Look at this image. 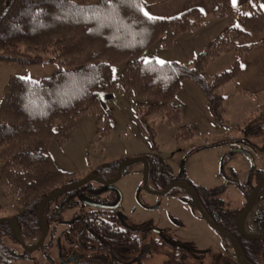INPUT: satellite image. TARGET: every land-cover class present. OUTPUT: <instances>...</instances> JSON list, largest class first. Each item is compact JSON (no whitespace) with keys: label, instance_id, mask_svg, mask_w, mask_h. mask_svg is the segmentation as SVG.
<instances>
[{"label":"trees","instance_id":"1","mask_svg":"<svg viewBox=\"0 0 264 264\" xmlns=\"http://www.w3.org/2000/svg\"><path fill=\"white\" fill-rule=\"evenodd\" d=\"M159 1L162 0H2L0 61L57 65L49 74L38 78L10 74L0 96V184L5 189L10 210L5 215L15 221L25 243L39 237L40 200L79 178L53 163L47 150L49 139L63 142L82 113L102 122L106 132L108 121L100 95L116 79L134 100L138 123L151 140L153 126L147 115L160 114L167 122L179 120L178 107L170 106L168 101L184 77L200 87L208 109L221 124L223 96L215 89L239 74L240 60L255 44L252 41L238 44L235 39L247 37L248 31L263 32L258 43L264 46V10L259 0H245V9L241 12L236 11L231 0H213L212 13L228 15L232 21L211 37L204 48L186 62L145 59L141 53L150 43L158 41L169 46L178 33L194 29L204 17L196 6L168 16L145 15L143 6ZM221 51H233L235 57L227 67L207 79L202 69ZM121 60L124 61L122 69L113 77L112 64ZM136 97L144 102L141 104ZM262 108L264 112L263 103L255 107ZM256 125L262 130L255 129V133L262 132L264 119ZM190 135L189 126L182 123L175 137L186 139ZM144 156L148 163L147 176L154 177L163 163L154 154ZM119 162L105 161L89 172L110 177ZM263 176L252 166L245 183L235 182L232 174L225 181L232 179L235 185H241L246 198L251 186ZM168 180L157 184L152 179V188H161ZM188 183L209 217L232 233L242 259L251 264H264V239L245 236L236 227L235 215L244 207L245 199L232 210L224 202L225 183L213 186ZM258 195H264V184L255 198ZM118 201L119 192L113 182L103 184L92 179L56 195L42 209L46 234L32 250L23 249L10 224L1 220L0 264L23 261L27 264H115L126 252H136L133 261L157 253L168 264H190L185 262L189 255L198 258L196 252L171 232L126 216L118 209ZM252 219L256 224L254 229L260 230L262 216L258 210ZM202 252L211 258L206 264H239L232 251L231 255L210 248Z\"/></svg>","mask_w":264,"mask_h":264},{"label":"rangeland","instance_id":"2","mask_svg":"<svg viewBox=\"0 0 264 264\" xmlns=\"http://www.w3.org/2000/svg\"><path fill=\"white\" fill-rule=\"evenodd\" d=\"M234 7L237 12L245 9L243 5ZM223 17L207 14L200 26H196L193 31L184 30L176 35L169 46L153 41L141 55L145 59L152 57L158 61L174 59L186 62L204 48L208 40L223 26L232 21V17L228 15ZM234 57L233 51H221L206 62L202 69L203 75L207 79L211 78L214 72L227 67ZM123 63L121 60L112 64L113 77L120 73ZM56 68L54 63L24 65L14 61H0V96L10 74L38 78ZM215 90L223 96L221 124H218L208 109L200 87L184 77L168 101L170 106L178 107L179 120L167 122L160 114L147 115L148 122L153 126L149 140L136 118L134 100L116 79L112 87L103 90L111 93L103 97L108 130L103 132L102 122L95 121L90 114L82 113L78 115L74 128L67 132L63 142L57 143L51 137L47 150L58 168L77 177L85 175L93 166L105 161L121 162L136 155L154 154L163 164H160L154 177L147 176L148 186L152 187V179L160 184L168 178L172 179L167 182L181 179L203 186L225 183L224 202L232 210H236L244 203V189L242 190L241 185H235L232 179L225 181L226 176L232 174L235 182L243 184L252 166L254 171L264 174V129L255 133V129L260 128L256 123L264 119V112H261L263 108L255 109L259 103L264 105V90L258 93L239 90L235 87L234 79L225 81ZM136 100H141V104L144 102L140 97H136ZM182 123L189 126L191 135L186 139H176L175 135ZM239 137L242 141L237 139ZM113 183L119 192L118 209L126 216L171 232L198 254V258L187 256L185 262L206 264L211 261L210 256L202 252L205 248L220 253L226 251L231 255V246L198 213L181 185H173L163 193L147 191L141 184V162L138 160L127 163ZM4 190L0 184V204L3 205L0 216L10 211ZM256 210L262 216L261 228L264 230V195H258L254 199L246 214L243 227L247 231L256 230L252 219ZM135 253L126 252L122 259L118 257L115 260V264H168L163 263L164 256L157 253L149 258L133 261ZM19 263L27 264L24 261Z\"/></svg>","mask_w":264,"mask_h":264},{"label":"water","instance_id":"3","mask_svg":"<svg viewBox=\"0 0 264 264\" xmlns=\"http://www.w3.org/2000/svg\"><path fill=\"white\" fill-rule=\"evenodd\" d=\"M2 10V0H0V12ZM138 160L141 162V184L142 186L149 192L151 193H163L165 191H167L170 187H172L173 185H181L182 187L185 188L186 192L188 193L192 204L194 205V207L196 208V210L198 211V213L203 217V219L211 226L213 227L217 232H219L220 234H222L227 241L229 242L234 258L235 260L239 263V264H251L248 261H245L242 259L241 257V251L240 248L238 246V243L236 241V239L234 238V236L232 235V233H230L227 229H225L224 227H222L221 225H219L218 223L214 222L209 215L206 213V211L204 210V208L202 207L201 203L199 202L196 193L193 189V187L185 180H181V179H174L171 180L169 182H167L163 187L161 188H152L150 186L147 185L146 182V178H147V171H148V163H147V159L145 156L143 155H136V156H132V157H128L126 159H124L123 161H121L120 163H118L115 173L114 175L110 176V177H101L98 176L97 174L93 173V172H88L85 175L79 177L78 179H76L75 181H73L72 183H69L67 185H64L62 187H59L57 189L52 190L51 192H49L48 194H46L39 202L38 207H37V220L40 226V234L39 237L32 243H25V241L23 240V238L21 237V234L18 230V227L15 223V221L7 215L4 216H0V221L1 220H5L10 224V227L12 229L13 235L15 237V239L17 240V242L19 243V245L25 249V250H32L35 249L36 247H38L41 242L44 240L45 234H46V227L42 218V209L44 207V205L53 197H55L56 195L67 191L69 189H72L80 184H82L83 182H85L86 180L92 179L96 182L99 183H103V184H107V183H112L114 182L120 175V172L122 170V168L129 162L131 161H135ZM264 184V177L261 179H258L250 188L246 198H245V204L244 207L238 211L236 213L235 216V223H236V227L238 229V231L248 237H252V238H261L264 239V232L261 231H247L244 229L243 227V222L245 219L246 214L248 213V211L250 210L252 203L254 201L255 195L259 189V187Z\"/></svg>","mask_w":264,"mask_h":264},{"label":"crops","instance_id":"4","mask_svg":"<svg viewBox=\"0 0 264 264\" xmlns=\"http://www.w3.org/2000/svg\"><path fill=\"white\" fill-rule=\"evenodd\" d=\"M244 1L245 0H235L234 3L233 0H231V3L234 6H240L243 5ZM259 4L264 10V0H259ZM213 5V0H162L147 4L143 6L142 10L144 13H148L149 15L168 16L189 6H196L201 11H203L204 17L202 22H204L206 20L207 14H213ZM202 22L200 24H202ZM200 24L198 26H200ZM194 29H192V31ZM262 35L263 32L248 31L247 37L239 36L235 39V42L238 44L247 41L255 42V44L247 52L246 56L240 60V71L239 74L234 78L235 87L239 90L249 93H258L264 90V46L258 43ZM159 44L162 45V42H159ZM190 55H192V53ZM182 80L183 78L180 81L182 82ZM107 94L111 95V93L107 92H103L100 95V101L103 108L106 107L103 97H105Z\"/></svg>","mask_w":264,"mask_h":264},{"label":"flooded vegetation","instance_id":"5","mask_svg":"<svg viewBox=\"0 0 264 264\" xmlns=\"http://www.w3.org/2000/svg\"><path fill=\"white\" fill-rule=\"evenodd\" d=\"M262 178V177H261ZM261 178H259V179H261ZM246 217V216H245ZM259 231H262V232H264V230L261 228Z\"/></svg>","mask_w":264,"mask_h":264},{"label":"snow or ice","instance_id":"6","mask_svg":"<svg viewBox=\"0 0 264 264\" xmlns=\"http://www.w3.org/2000/svg\"><path fill=\"white\" fill-rule=\"evenodd\" d=\"M233 2L235 3V0H233ZM145 15H148V13H145Z\"/></svg>","mask_w":264,"mask_h":264}]
</instances>
